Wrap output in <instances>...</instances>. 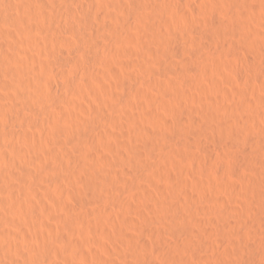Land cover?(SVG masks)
I'll return each instance as SVG.
<instances>
[{"label": "bare ground", "instance_id": "6f19581e", "mask_svg": "<svg viewBox=\"0 0 264 264\" xmlns=\"http://www.w3.org/2000/svg\"><path fill=\"white\" fill-rule=\"evenodd\" d=\"M193 1L0 0V264H264V0Z\"/></svg>", "mask_w": 264, "mask_h": 264}, {"label": "rangeland", "instance_id": "374dc122", "mask_svg": "<svg viewBox=\"0 0 264 264\" xmlns=\"http://www.w3.org/2000/svg\"><path fill=\"white\" fill-rule=\"evenodd\" d=\"M196 1H197V2H196ZM196 1H195V0L193 1L194 4L196 3V5L199 6L200 1H199V0H196ZM186 2H188V0H181V3H182V4H186ZM185 6H186V5H185ZM7 40H8V38L5 39V41H7ZM7 43H9V42L7 41ZM74 52L76 53V51H74ZM240 68H241V67H240ZM241 69H242V68H241ZM241 77H242V76H240V79H242L243 82H244V81H245L244 77H242V78H241ZM242 80H241V81H242ZM59 83H60V82H59ZM60 86H61V83H60ZM162 113H163V114H162ZM166 114H167V113H166ZM166 114L164 113V111H160V115H162L163 117H165V116L168 117V116H169L168 114H167L168 116H167ZM166 117H165V119H168V118H166ZM155 129H156V128H154V132H157L158 130H155ZM151 130H152V129H151ZM152 131H153V130H152ZM197 139H198V137L195 138V143H198V142H199V140H198V142H197ZM205 140H206V139L203 140L202 146H206V147H207V145H208V146L211 145L210 142H212V141H210V140L205 141ZM195 146H196V148H198V146H197L196 144H195ZM195 146H194V148H195ZM196 148H195L194 150H198V149H196ZM222 171H223V170H220L219 175L221 174ZM222 174H223V172H222ZM222 174H221V175H222ZM225 179H226V178H225ZM137 200H138V202H137ZM137 200H136V202H137L138 204H139V203H143V201H140L141 199H137ZM136 202H135V203H136ZM103 203H104V204H107V200H106V198L103 199ZM137 203H136V204H137ZM140 205H142V204H140ZM136 206H138V205H136ZM133 216H136V215L133 214ZM131 217H132V215H131ZM137 217H138V216H137ZM137 217H136V218H137ZM132 218H133V217H132ZM133 219H135V218H133ZM135 220H136V219H135ZM134 233H135V232H134ZM132 234H133V233H132ZM134 235H136V234H134ZM111 245H112V244H110V247H111ZM220 245H221V244H219V246H220ZM108 246H109V245H108ZM216 246H217V244H216ZM112 247H113V246H112ZM112 247H111V249H112ZM217 247H218V246H217ZM221 247H222V245H221ZM221 247H218V248L221 249ZM222 248H223V247H222ZM232 250H233V249H232ZM233 251H234L235 253H237V250H236V251L233 250ZM221 264H227V263L223 261Z\"/></svg>", "mask_w": 264, "mask_h": 264}]
</instances>
